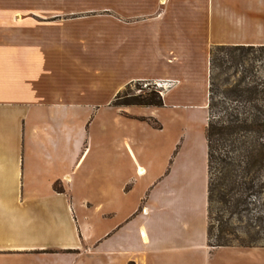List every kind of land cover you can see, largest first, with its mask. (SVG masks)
I'll return each mask as SVG.
<instances>
[{
	"label": "crops",
	"instance_id": "1",
	"mask_svg": "<svg viewBox=\"0 0 264 264\" xmlns=\"http://www.w3.org/2000/svg\"><path fill=\"white\" fill-rule=\"evenodd\" d=\"M217 46L264 47V0H0V264H264L208 245ZM135 82L164 106H112Z\"/></svg>",
	"mask_w": 264,
	"mask_h": 264
},
{
	"label": "trees",
	"instance_id": "2",
	"mask_svg": "<svg viewBox=\"0 0 264 264\" xmlns=\"http://www.w3.org/2000/svg\"><path fill=\"white\" fill-rule=\"evenodd\" d=\"M257 51L264 52V47L217 46L211 50L206 129L210 247H264V206L258 210L252 200L264 194V79L255 74V63L260 61ZM238 73L240 78L232 84L231 76ZM222 75L226 88L217 100ZM142 83L127 85L112 106L163 107L159 89L129 93ZM149 122L160 128L157 121Z\"/></svg>",
	"mask_w": 264,
	"mask_h": 264
},
{
	"label": "rangeland",
	"instance_id": "3",
	"mask_svg": "<svg viewBox=\"0 0 264 264\" xmlns=\"http://www.w3.org/2000/svg\"><path fill=\"white\" fill-rule=\"evenodd\" d=\"M45 9H54V10H61L63 12H71V11H74L76 12V14L78 15H82V14H86L85 11L89 10V9H92V8H89V7H83V6H75V7H59V8H45ZM255 56L259 57L260 61H257L255 63V74L260 77L261 79H264V52H255ZM242 70V69H241ZM233 71L229 72V74H232ZM240 73H238V75H235L234 76H231V82L232 84L234 82H236L239 78H240ZM226 78L225 75H222L220 77V83L222 85V87H220L219 89V93L217 95V100H221L223 98V95H222V91L226 88L223 81L224 79ZM140 89V90H139ZM153 89H157L158 90V87L154 84H151V83H147V82H143L142 84H139V85H135L131 91L129 93L131 94H140L141 91H146V92H149ZM103 114V113H102ZM110 128H113V125H112V120L110 119V117H108L107 119L104 118L103 115H97L91 122L90 126H89V130H108ZM99 134H97L98 136ZM96 141L98 142V140L96 139ZM89 166V165H88ZM90 168L88 169H91L92 167L89 166ZM85 170V169H84ZM87 173V172H86ZM95 175V174H94ZM97 179H95L94 177H92V182H93V189L92 190H95L97 189V185L98 183V172H97ZM91 184V183H90ZM61 185H57L56 188L57 189H60ZM255 204L257 205L258 207V210L263 208L264 206V194H261V195H257L255 198L252 199ZM253 215H256L257 212H252ZM236 224V222H234ZM236 227L238 225H235ZM261 243H264V241H261ZM262 255L264 253H261ZM13 261V260H12ZM32 261H34V264H42L43 263H46V264H70L71 260L68 259V257H59L54 254L50 255L48 258H43L41 260V258H35L33 259ZM23 264H26V262H24Z\"/></svg>",
	"mask_w": 264,
	"mask_h": 264
}]
</instances>
